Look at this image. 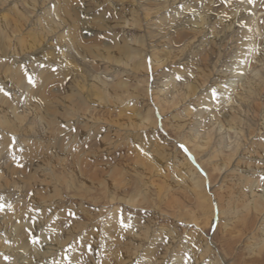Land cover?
<instances>
[{
	"label": "rangeland",
	"instance_id": "374dc122",
	"mask_svg": "<svg viewBox=\"0 0 264 264\" xmlns=\"http://www.w3.org/2000/svg\"><path fill=\"white\" fill-rule=\"evenodd\" d=\"M248 1L0 0V264H264V91L218 101Z\"/></svg>",
	"mask_w": 264,
	"mask_h": 264
},
{
	"label": "bare ground",
	"instance_id": "6f19581e",
	"mask_svg": "<svg viewBox=\"0 0 264 264\" xmlns=\"http://www.w3.org/2000/svg\"><path fill=\"white\" fill-rule=\"evenodd\" d=\"M250 1H252V0H249L248 3L245 2L246 4H243V8L240 9V10H243L242 15L240 16V20H239V22L243 24V30L241 31V35L243 38H242L241 46H237L240 48L237 50L238 55L236 57V61L233 63V68H231L230 73H229V71H227L228 72L227 76L230 77V79H228L229 80L228 82H230V81L231 82L229 84H225L219 88L221 90L222 95H221V98L219 100L218 99L217 100L218 101L221 100V102L219 103L221 105H225V103H226V105L228 106L227 111H233L234 109H238V106L239 107H241V106L246 107L245 104H248V101L251 102L252 98L257 93H259L258 96L261 99V96H262L261 93H263V91H264V46H262L264 44V15L263 14H260L262 26L258 30L259 33L262 31L261 36L257 37L256 27H255V20H256V13L255 12L264 11V5L259 6L258 0H254L252 2H250ZM262 3H264V0H262ZM260 7H262V8H260ZM248 8H250V10H247ZM51 14H52V12L50 14L48 13V16L45 18V20L49 23L52 20L50 17ZM56 14H57L58 18H60L58 11ZM65 19H66L65 17H61L59 22L64 23ZM51 24L54 25V23H51ZM57 25H58V23H57ZM56 26L51 28V30L53 32L56 29ZM111 53L113 54V52H109V53L106 52L104 54H107L106 58H108V55H110ZM128 58L130 59V57H128ZM109 59H111V58H109ZM154 62H155L154 65L157 66V62L156 61H154ZM153 66L151 65L152 68H153ZM197 82H198V80L193 79L192 82H190V83L188 82L189 84L186 83V87L184 89L186 91V94H185L186 97L187 96L191 97L197 93V91L200 87ZM180 86H182V85H180ZM185 99L186 98H184V100ZM208 100L206 101L207 107L211 106V104L213 103V100L211 98H209ZM216 107H219V105ZM222 108H223V106L219 110H222ZM163 114H164V111H163ZM228 115H229V121H233L234 119H236V116H230V114H228ZM215 116H216L215 119H218L216 121L218 125L216 127L214 126L216 124L215 121H213L212 123H209V125L207 126V129H206V127L204 129V133L208 134V133H210L209 132L210 130L211 131H212V129L216 130L215 132L217 134H219L218 139L220 138L221 141L225 139L223 142H226L225 146L227 147V150L233 149V148H235V150H237V148H239L241 145V141L244 140L243 138L242 139L240 138L241 131L238 130V131H236V133L233 136H231L230 133H232V132L230 130L233 129V131L235 132V127L232 126L233 124L230 126H224L223 124H221V119L219 118V116H222V115L216 114ZM223 118H225V117L223 116ZM148 119L149 118L146 117V118H144V121L146 120L147 123L149 124ZM232 123H234V121ZM203 125H201V126H203ZM212 125H213V127H212ZM216 133H215V135H217ZM196 134H198V132H196ZM238 135H239V137H238ZM232 137H233V139H232ZM208 177H209V175H208ZM195 180L198 181L199 179H195ZM200 193L202 194L201 191H200ZM261 196L264 199V192L262 193ZM20 263H22V262H20Z\"/></svg>",
	"mask_w": 264,
	"mask_h": 264
}]
</instances>
